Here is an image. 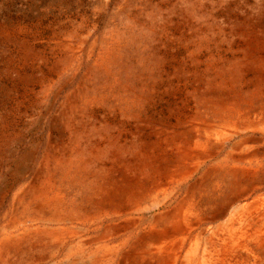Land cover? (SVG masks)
Returning a JSON list of instances; mask_svg holds the SVG:
<instances>
[{"label": "rangeland", "instance_id": "rangeland-1", "mask_svg": "<svg viewBox=\"0 0 264 264\" xmlns=\"http://www.w3.org/2000/svg\"><path fill=\"white\" fill-rule=\"evenodd\" d=\"M0 264H264V0H0Z\"/></svg>", "mask_w": 264, "mask_h": 264}]
</instances>
